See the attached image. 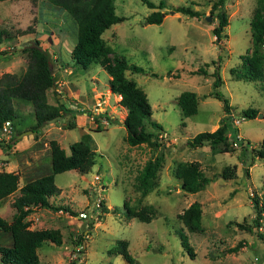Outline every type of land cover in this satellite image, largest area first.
Wrapping results in <instances>:
<instances>
[{"label":"rangeland","instance_id":"rangeland-1","mask_svg":"<svg viewBox=\"0 0 264 264\" xmlns=\"http://www.w3.org/2000/svg\"><path fill=\"white\" fill-rule=\"evenodd\" d=\"M150 1L163 2V7L159 8L161 22L145 21L153 8L142 0H114V13L122 19L108 26L101 37L113 52L122 54L128 64L143 68L141 72L126 68L124 74L146 93L150 117L161 127L147 122L146 129L157 131L161 144L129 145L125 141V128L120 121L125 108L119 104L115 93L109 95L106 106L112 117L117 118L107 125L90 123L88 128L84 122L81 126L87 130L82 132L79 123L88 119L80 114L78 101H85L88 104L85 107H90L99 90L106 92L108 74L97 61H91L85 68L72 65L69 79L77 85L79 95L77 100H70L78 110L76 114L67 113L46 123L51 122V137L66 152L70 142L87 133L88 142L96 151L95 161L85 173L70 169L54 174V184L61 193L53 201L70 205L76 212H84L85 217H78L76 213L70 222L73 215L57 209L60 211L50 217L46 225L60 229L64 243L69 244V256L62 255L63 244L44 241L39 248V264H264V215L261 210L254 222L258 212L251 200V196L255 197L257 205L264 201V157L255 155L258 142L264 137V90L260 81L235 78L229 71L230 67L239 66L240 55L251 47L249 19L256 0H224L227 24L218 40L211 32L217 10L210 12L213 0ZM178 5H190L199 14L189 16L175 10ZM207 15L209 19L205 18ZM0 28L17 37L20 45L36 37L49 56L55 52L59 63H72L69 50L77 37L76 20L49 0H0ZM51 32L59 41L48 42ZM2 41L3 46L12 43L9 39ZM22 57L26 64L25 52ZM0 59L5 60L3 56ZM196 68L205 72H194ZM214 68L221 78L216 89L227 98L229 113H232L227 114L229 150L225 152L210 150L207 141L195 148L185 143L197 131L213 130L222 121V102L209 94L213 89L211 72ZM262 69L264 73V59ZM185 89L193 90L197 96L196 112L189 115H183L175 102L176 96ZM54 96L52 93L53 99ZM12 106L15 117L11 135L0 140H7L9 146L15 145L17 140L33 141L34 146L41 149L49 135H41L39 129L41 136L36 141L32 131H28L34 123L31 103L15 98ZM246 107L255 108L256 115L243 116L241 111ZM231 118H238V124L234 125ZM68 122L73 126L69 127ZM221 146L219 143L216 147ZM159 152L163 158L151 186L142 194L136 186V175L144 161ZM27 153L28 156L29 151ZM183 160H197L199 168L209 178L197 191L185 192L179 188L173 171L176 163ZM42 161L45 168L40 167L37 174L50 171L49 148ZM225 166L231 175L224 178L221 171ZM95 173L99 176L98 183L93 180ZM100 185L103 187L99 188ZM11 195L5 200L11 202ZM193 200L200 204L201 228L190 231L183 226L178 214ZM123 203L134 208L151 205L153 215L148 221L127 217ZM3 215L8 217L6 212ZM240 223L250 225V230ZM179 231L187 236L192 256L181 245ZM73 234L80 252L71 243ZM1 235L8 240V236H4L9 235L8 232L0 230V239ZM117 239L127 240V252L135 262L129 263L120 253L111 251ZM236 243H239L237 250H227ZM0 264L13 263L0 261Z\"/></svg>","mask_w":264,"mask_h":264},{"label":"trees","instance_id":"trees-1","mask_svg":"<svg viewBox=\"0 0 264 264\" xmlns=\"http://www.w3.org/2000/svg\"><path fill=\"white\" fill-rule=\"evenodd\" d=\"M49 1L67 11L76 20L77 37L69 52L72 60L71 65L85 68L91 61H97L108 74L107 86L109 90L120 95L118 102L125 108V115L120 119L125 128V141L129 145L145 143L149 146H157L161 144L158 141V132L146 129L147 122L153 127L161 129L158 122L150 117L151 109L146 93L136 84L134 79L128 78L124 74L126 68H130L134 72H141L143 68L134 63L128 64L126 58L122 54L113 52L111 46L105 43L101 37L102 32L108 26L122 19V17L114 13V0ZM142 1L148 7L153 8L146 15L145 21L147 23L161 22L162 11L159 8L163 7V2ZM223 2L224 0H213L210 4V12L217 9L215 12L216 23L211 28L215 40H218L223 35V27L227 24ZM175 10L189 16H197L199 14V11L190 5H178ZM263 33L264 0H256V6L253 8L249 19L251 47L249 51L240 55L239 66L237 68L230 67L229 71L235 78L260 81L262 90H264V73L262 69L264 49L261 47ZM11 38H13L12 34L0 28V42ZM19 48L25 52L27 58L24 70L20 73L3 72L0 75V125L7 119L12 123L15 117L12 102L15 98H21L31 103L34 123L29 129L35 133L39 127L46 123L47 119L54 116L62 117L64 114L74 112V110L70 106L65 105L67 98L59 102L58 98L54 96V104L49 103L47 100L48 89L51 90L53 95L59 92L52 88L55 85V76L52 73L50 57L47 49L41 46L39 39L36 37L30 38L20 45ZM3 52H5V49H0V53ZM198 71L205 72L201 68H196L194 72ZM211 74L214 76L212 80L213 89L209 94L222 102L224 111L222 121L213 130L197 131L187 138L185 143L189 148H195L207 141L210 150L225 152L229 150L227 114L229 115L230 104L227 98L216 89L221 83V78L215 68ZM175 102L183 115L196 112L197 96L193 90H182L176 96ZM256 112L257 110L253 107H246L241 111L245 117H254ZM116 118L108 117L109 124ZM67 124H69V127L73 126L69 122ZM88 140L89 135L85 133L82 138L70 142L68 144V152H65L55 138L48 139L50 171L30 179L20 186H18L17 172L0 169V199L12 194L10 203L14 209L9 220L4 219L0 215V230L8 231L11 235L10 245L0 244V261L13 264H39L37 248L44 241L52 242L55 245L61 243V233L58 228H29L26 216L33 207H45L51 210L60 209L61 211H66L69 215L77 213L65 204L56 203L53 199L49 200V197L58 195L60 191L54 184L55 173L70 169L85 173L94 164L96 151ZM219 143H222V146L218 148L216 146ZM255 152V155L264 157V137L258 142V148L255 149ZM162 158L161 152L151 158H147L138 171L136 186L142 194L151 186L155 171L160 165ZM173 173L179 180V188L185 192L197 191L209 180L199 168L197 160L177 162ZM230 175V170L225 166L221 171V176L225 178ZM251 200L253 201L252 205L258 212L254 221L256 223L261 210L264 215V201H258L257 205L255 197L251 196ZM123 208L127 217H136L143 221L150 220L154 212L151 205H142L139 208H134L123 203ZM178 217L187 230H199L201 228L199 202L196 200L191 201L182 209ZM239 225L248 230L251 228L250 225L245 223H240ZM178 234L181 245L188 255L192 256L193 252L187 236L182 231H179ZM73 243L78 245V241L74 239ZM238 247L239 243H236L227 250L235 251ZM111 249V251L120 253L127 262H135V259L127 252L126 239H117ZM77 251L80 252V248Z\"/></svg>","mask_w":264,"mask_h":264},{"label":"crops","instance_id":"crops-1","mask_svg":"<svg viewBox=\"0 0 264 264\" xmlns=\"http://www.w3.org/2000/svg\"><path fill=\"white\" fill-rule=\"evenodd\" d=\"M51 33H52L51 36H49V35L47 36L49 39L48 42L52 44L54 41H59L58 36L56 34H53V32H51ZM43 37H44V35L42 34V38ZM103 40H105V39H103ZM9 41L10 42L12 41V43H10L9 45H6V46H3V41L0 43L1 49H4V48L7 49V50H5V52L0 53V56H3L5 58V60L0 59V75L3 72L20 73L25 68V64H24L25 59L22 57V54L24 52L20 51V48H19L20 42L18 41L17 37L11 38V39H9ZM49 57H50V62H51L52 73L55 76V85H53L52 88H54L55 90H57L60 93L59 94L60 97L56 96L57 93L55 94V96L58 98L59 102H62L63 98H64V100L67 98L65 105L70 106L71 109L74 110V114H76L75 111L78 110V107H76L75 106L76 104L72 103L71 101L73 99L77 100L76 96L79 95V90L77 89V85L75 83L71 82L69 79V75H71L73 72V70H72L73 68H71L72 65L71 64L69 65L68 63H65V62L59 63V61L57 60L58 56L55 52H52V55ZM94 86L95 85H93L91 87V89L94 88ZM61 89H62V91H61ZM51 95H52V92L50 89H48L47 90V100L49 103L54 104L55 99H53L51 97ZM118 97H119V95H118ZM70 99H72V100H70ZM78 103L81 104L80 107L88 105L85 103V101H83V102L78 101ZM80 114H82V115L84 114L86 116V112H84L83 110H80ZM84 122L87 124L86 125L87 128L91 126L90 122L88 120L85 121V118H84L83 122L79 123V127L81 128L82 132H85L87 130V128H84L81 126V124L83 125ZM42 128H43V131H41V127L39 128L40 129L39 133L41 132L40 133L41 135L48 134L49 136L46 137L44 135L46 137V141L42 144V147H40L41 149L36 148L34 146L35 143L33 141L27 140V141H23V142H18V140H17V141H15V145L13 144L12 146H9L7 144V140H0V143L3 144V146H0V164H2L1 165L2 167H0V168L7 170V171L17 172L18 173V186H20L21 184H23L24 182H26L30 179H33L39 175L44 174V173L37 174V170L40 167L45 168V164H43L42 158L45 157V155H47V148H48L47 141H48V139L52 138L51 137V130L53 128V125L51 124V122L45 123L42 126ZM38 130L35 133L32 132L33 136L34 135L36 136V137L34 136V140H36V141L38 140L39 136H41L38 133ZM15 136L19 137L18 134H16ZM10 141L11 140L9 139L8 143ZM12 142H13V140H12ZM60 146H61V144H60ZM28 151H29V155H28L29 157L27 156ZM19 161H21V162H19ZM45 173H47V172H45ZM59 193H61V189H60ZM59 193H58V195L54 196L55 199L57 196H59ZM54 197H52V196L49 197V200H52ZM5 198L6 197L0 199V215L6 219H9L11 217L14 209L12 206H10V203H9L10 201H8V199L5 200ZM59 198H61V197H59ZM63 202H65V201H63ZM69 207L72 209V207L70 205H69ZM58 211L59 210H56L54 213H52V210L49 208L33 207L32 210L26 216V219L29 222L28 227L29 228L50 227L49 225H46V223H49L52 219L50 217L55 216ZM3 212H6L8 214V217L6 215H3ZM64 213H66V212H64ZM70 216H72V215H70ZM73 217H75V215H73L71 217L70 222H73L72 221L74 219ZM77 222H79V221L77 220ZM70 225H69V229L71 230L72 228L70 227ZM51 227H56V226H51ZM2 232H8V231H2ZM85 232H86V230H84V234H85ZM72 233H74V232L72 231ZM74 234L72 235L73 239L75 237ZM4 236H8V240H6V238L1 235L2 239H0V241H2V242L4 241L3 243H5V244H3V245H10L11 244L10 233H9V235H4ZM5 241H7V242H5ZM64 242L65 241L62 237V232H61V243L60 244H63V248L65 250L62 252V255L63 256H69V249H68L69 244L64 243ZM71 243L73 245V248L75 247L76 250L78 248H80V247H78V245H75L73 243V241H71ZM39 248H40V246L37 249L38 258H39V254H40ZM45 253L46 252H44V254ZM46 254H48V253H46ZM44 259H47V257H45ZM77 259H79V258L77 257Z\"/></svg>","mask_w":264,"mask_h":264},{"label":"built area","instance_id":"built-area-1","mask_svg":"<svg viewBox=\"0 0 264 264\" xmlns=\"http://www.w3.org/2000/svg\"><path fill=\"white\" fill-rule=\"evenodd\" d=\"M261 47L264 49V33L262 35ZM104 90H99L98 94L95 95L94 101H92V105L90 107L81 106L80 110H86V117L90 123L94 126L107 125L109 123L108 117H112L113 115L108 110L107 100L109 99V95L112 93L109 88ZM120 97V96H119ZM118 101V100H117ZM232 113H229V116ZM231 121L234 125H237L239 122L238 118H231ZM12 132V123L10 120H4L0 125V139H6L10 136ZM93 180L95 183H98L99 176L95 173L93 175ZM103 185H100L99 188H102ZM60 211V210H59ZM78 217H85V213L82 211H78Z\"/></svg>","mask_w":264,"mask_h":264},{"label":"water","instance_id":"water-1","mask_svg":"<svg viewBox=\"0 0 264 264\" xmlns=\"http://www.w3.org/2000/svg\"><path fill=\"white\" fill-rule=\"evenodd\" d=\"M205 18H206V19H209L210 17L207 15V16H205ZM56 96L59 97V93H57ZM61 98H62V97H61ZM63 101H64V98H63ZM258 115L261 116L262 114L259 113ZM56 117H58V116L51 117V118L47 119V121L53 120V119H55ZM28 131H32V130L29 129Z\"/></svg>","mask_w":264,"mask_h":264},{"label":"clouds","instance_id":"clouds-1","mask_svg":"<svg viewBox=\"0 0 264 264\" xmlns=\"http://www.w3.org/2000/svg\"><path fill=\"white\" fill-rule=\"evenodd\" d=\"M119 95V94H118ZM120 96V95H119ZM120 98V97H119ZM77 214H78V212H77ZM78 216V215H77Z\"/></svg>","mask_w":264,"mask_h":264}]
</instances>
